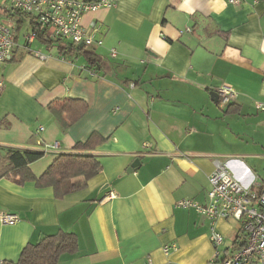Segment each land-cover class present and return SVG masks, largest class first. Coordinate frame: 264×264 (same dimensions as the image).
<instances>
[{"label": "crops", "instance_id": "0c3cea01", "mask_svg": "<svg viewBox=\"0 0 264 264\" xmlns=\"http://www.w3.org/2000/svg\"><path fill=\"white\" fill-rule=\"evenodd\" d=\"M113 2L81 17L99 26L102 45L83 49L90 58L61 53L51 37V45L28 41V18L3 16L17 49L0 69V167L5 149L43 156L25 181L0 176V212L19 217L0 222V264H16L26 245L60 231L77 247L57 264H206L216 252L221 260L238 245V223H216L224 241L215 248L209 220L175 203H206L217 162L240 184L264 186V110L255 106L264 102V0ZM221 85L237 93L223 108ZM64 98L87 106L67 129L48 110ZM86 142L98 174L64 196L37 184L59 155Z\"/></svg>", "mask_w": 264, "mask_h": 264}, {"label": "built area", "instance_id": "2783aa9c", "mask_svg": "<svg viewBox=\"0 0 264 264\" xmlns=\"http://www.w3.org/2000/svg\"><path fill=\"white\" fill-rule=\"evenodd\" d=\"M228 4H241L243 0H227ZM114 6L113 0H0V69L13 55L16 48L15 30L4 22L2 11H18L35 18L51 38L61 39L66 43L91 48L101 46L102 41L96 39L99 30L96 23L89 27L81 24V17L87 12ZM189 31V29H188ZM34 35H27L31 41ZM111 53L115 54L112 50ZM40 59L46 56L35 53ZM3 83L0 80V90ZM218 106L223 108L234 102L236 91L229 85H221L216 91ZM256 108L264 110V102L256 103ZM43 131L40 127L37 132ZM148 145H144L146 148ZM53 145L45 149L54 148ZM209 190L204 204L184 199L175 206L182 209H193L198 215L209 220V240L215 248L223 244V236L215 225L220 220H233L239 225L237 233L238 245L223 259L218 252L206 264H264V186L253 183L250 186L240 184L230 173L226 165L216 163L208 177ZM0 222L13 226L19 222L17 214L0 212ZM175 246L164 247V252L174 250ZM148 264H151L150 261Z\"/></svg>", "mask_w": 264, "mask_h": 264}, {"label": "trees", "instance_id": "16d2710c", "mask_svg": "<svg viewBox=\"0 0 264 264\" xmlns=\"http://www.w3.org/2000/svg\"><path fill=\"white\" fill-rule=\"evenodd\" d=\"M2 13L4 16L7 13H12L13 15L16 13L19 16L28 18L30 33H32L34 37L39 38L38 40H41L43 43L50 45L51 43H54L49 40L50 36L44 28H41L38 25L34 17L22 14L18 11H2ZM13 28L15 30V27ZM53 39H55V41L60 40V43H62L58 46V48L61 50V53L76 52L85 53L88 58L91 56L90 52L83 50L88 49L85 46L66 43L63 40L57 38ZM16 49L17 46L8 62L12 61ZM86 109L87 106L82 100L70 98L53 100L48 105V110L63 129H67L73 123L75 118ZM73 149L75 152L79 153L59 155L46 169V171L38 179H36L37 184L41 186H50L53 188L56 196H64L77 189L79 187V183L84 184L88 179L98 174L100 171V164L96 158L90 154L83 153L91 150L90 142L77 143L74 145ZM42 156V151L38 152L22 151L19 149H5V159H3L1 162L0 176L11 178L18 177V181H25L27 177L31 176L28 171V165L40 159ZM75 179H79L78 181L80 182L74 181ZM235 238L237 239V235ZM76 247V236L73 233L60 231L56 235H46L36 243H29L26 245L22 249L20 258L16 264H57L61 253L73 252L75 251Z\"/></svg>", "mask_w": 264, "mask_h": 264}, {"label": "water", "instance_id": "95a60500", "mask_svg": "<svg viewBox=\"0 0 264 264\" xmlns=\"http://www.w3.org/2000/svg\"><path fill=\"white\" fill-rule=\"evenodd\" d=\"M216 96V95H215ZM139 165V159H135L133 163L130 165V167L127 169V172L132 171L134 168H136Z\"/></svg>", "mask_w": 264, "mask_h": 264}, {"label": "rangeland", "instance_id": "374dc122", "mask_svg": "<svg viewBox=\"0 0 264 264\" xmlns=\"http://www.w3.org/2000/svg\"><path fill=\"white\" fill-rule=\"evenodd\" d=\"M3 18H5V17H3ZM23 19L25 20V21H27V19L25 18V17H23ZM22 31L23 32H25V29H22ZM30 34V33H29ZM209 234H210V229H209ZM164 251V250H163ZM165 254H169L168 252L166 253V252H164Z\"/></svg>", "mask_w": 264, "mask_h": 264}]
</instances>
